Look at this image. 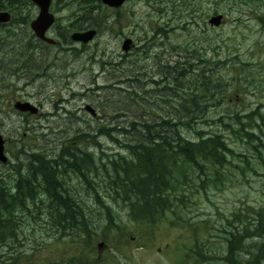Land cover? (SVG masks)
<instances>
[{
    "label": "rangeland",
    "instance_id": "rangeland-1",
    "mask_svg": "<svg viewBox=\"0 0 264 264\" xmlns=\"http://www.w3.org/2000/svg\"><path fill=\"white\" fill-rule=\"evenodd\" d=\"M75 11L71 6L57 16L69 17L72 24ZM216 14L222 16L221 24L209 26L207 20ZM88 17L98 27L95 37L83 46L59 41L51 47L39 46L35 54L24 43L8 41L0 46V95L7 100L2 110L11 111L15 100L39 104L37 113L28 115L26 121L12 113L5 119L10 132L7 162L1 168L5 180H14L11 167H23L24 155L57 154L62 145H77L96 157L124 154L98 129H119L129 121L165 117L171 113L168 104L180 103L179 97L204 80L220 83L208 101L221 97L220 105L209 107L192 124L193 131L222 134L229 147L243 154L257 171L260 164L253 159L257 154L245 150L232 116H243L258 106L262 122L242 120L245 126H258L264 141V0H127L120 8L101 7ZM65 22L57 24L67 26ZM49 37L57 41L54 35ZM124 39L131 41L126 52L121 50ZM183 72V77L177 76ZM174 77L180 85L171 82ZM249 77L251 85L247 84ZM85 106L93 110L94 117L84 111ZM219 117L231 129L216 123ZM193 131L185 130L183 135L192 138ZM80 134L93 136V140ZM110 135L119 142L125 140L118 130ZM236 160L234 165L242 171L222 170L218 176L222 184L214 182L205 192L193 190L189 195L186 189L185 201H193L184 205L187 212L182 207L176 215L165 213L153 222L131 220L128 206L113 203L100 183L96 184L98 195L108 209H101L90 193L80 191L81 199L75 198L87 210L88 234L66 231L57 237L48 225L35 218L29 223L27 216L22 217L20 229L33 227L35 233L28 237L25 231L21 237V241L27 239L18 249L22 254L16 263L223 264L227 237L223 231L231 230L228 224L233 215L247 222L264 204V171L253 174ZM76 182L72 179L68 186ZM192 183L198 184L196 179ZM193 243L205 255L200 260L189 252ZM6 252L12 250L6 248Z\"/></svg>",
    "mask_w": 264,
    "mask_h": 264
},
{
    "label": "trees",
    "instance_id": "trees-1",
    "mask_svg": "<svg viewBox=\"0 0 264 264\" xmlns=\"http://www.w3.org/2000/svg\"><path fill=\"white\" fill-rule=\"evenodd\" d=\"M87 18L88 14L82 13L78 23L71 24L70 30L78 31L84 24L96 29L98 26ZM177 76L183 77L184 72ZM249 78L247 84L251 85L252 78ZM177 81L174 77L171 82L175 86L180 85ZM213 81L216 82V79ZM219 84L202 81L190 93L179 97L180 103L168 104L171 113L165 117L156 115L150 119L153 121H129L119 129H98L101 136L118 144L117 150L125 152L122 155L98 154L96 157L93 152L77 145H62L57 154L48 156L40 152L24 155L23 167H11L13 181L0 178V264H17V256L22 254L18 249L27 239L21 241V237L24 238L25 231L29 233L28 237L35 233L33 227L20 229L22 217L27 216L29 223H34L30 218H35L48 225V230L57 237L63 236L66 231L88 234L89 219L84 216L87 210L83 208V201L75 198L81 199L80 191L90 193L101 209H108L99 198L98 183L103 185L113 203L128 206L127 214L131 220L153 222L165 216V213L176 215V210L182 207L187 212L184 205L193 201H185L186 189L190 191L189 195L193 190L205 192L206 188L214 186V182H220L218 176L222 175V170L232 167L242 171L238 165H234V159L253 174L264 171V141L259 136L260 128L256 125L245 126L242 120L262 122L258 106L243 116L238 113L232 116L233 124L239 127L236 134L245 142V150L257 154L253 158L260 164L257 171L243 154H236L229 147L222 134L193 131L192 124L202 118L209 107L220 105L221 97L216 102H208L213 99L210 92H217ZM172 89L167 87L168 91ZM207 96L208 99L203 100ZM216 123L231 129L222 121V117ZM189 129L194 133L192 138L183 135V131ZM116 130L125 138L123 142L110 135ZM80 135L93 140V136L88 134ZM72 179H76V186H68V181ZM195 179L198 184L192 183ZM43 210L47 214L45 218ZM252 214L253 217L247 222L242 220L241 215H233L228 224L231 230L223 231L227 234L221 253L224 256L223 264H264V204ZM105 215L110 217L108 210ZM235 223L236 226L233 225ZM6 248L12 252H6ZM189 252H192L195 260L205 256L194 243ZM70 264L75 263L71 261Z\"/></svg>",
    "mask_w": 264,
    "mask_h": 264
},
{
    "label": "flooded vegetation",
    "instance_id": "flooded-vegetation-1",
    "mask_svg": "<svg viewBox=\"0 0 264 264\" xmlns=\"http://www.w3.org/2000/svg\"><path fill=\"white\" fill-rule=\"evenodd\" d=\"M71 6H73L76 10L72 18V24L78 23V17L81 16L82 13L89 14L91 12H96L101 7L113 9V8H109L103 5L100 0H49L47 11L50 15H52L53 22L49 27H47L43 35L46 38H50L49 37L50 35H54L57 41L50 38L53 41V44H48L42 41L41 39H39L37 34L30 27L31 23L33 21H36L38 14H39V7L33 0H0V12H3L8 15L7 21L0 22V46L3 45L4 42H8V41L10 43H24L30 49L29 50L30 53L35 54L37 52L38 47L41 45L45 47H51V46L58 44L59 41L63 43L72 42L69 37L72 32H82V31H86L89 29H94L96 31L95 28H90L88 24L82 26L81 29L78 31H71L70 30L71 21H69V17H63L62 19H60V17L57 16L58 13H61L63 10ZM87 19L89 20V17ZM64 20H66L67 26L57 24L58 22L64 21ZM66 22L64 24H66ZM93 24L95 23L93 22ZM72 43L80 44L81 46L87 44V43L83 44L79 42H72ZM42 46L41 48H44ZM0 56H2L1 53H0ZM15 71L16 72L12 74L13 78H15L17 69H15ZM1 81H2V77L0 75V82ZM1 97L2 96L0 95V150H1L0 178L4 180L5 178L3 177H4L5 170L1 172L2 170L1 168L6 165V162H7L6 145L10 142L7 139V137L10 135V132H8L7 130L5 119L9 113H12L15 116H19L23 121H26L28 119L27 118L28 115L31 116L34 114H28L27 112H19L13 108V105L15 102H28L27 100H24V101L15 100L11 103V108H12L11 111L9 110L3 111L1 106L4 105L3 101L7 102V100L4 97H3L4 99L1 100ZM30 104L33 105L32 103ZM33 106L37 110L39 109V104H36ZM84 111L86 110L84 109ZM91 117H94V115ZM1 155H2V158L3 157L6 158L4 162L1 160Z\"/></svg>",
    "mask_w": 264,
    "mask_h": 264
},
{
    "label": "water",
    "instance_id": "water-1",
    "mask_svg": "<svg viewBox=\"0 0 264 264\" xmlns=\"http://www.w3.org/2000/svg\"><path fill=\"white\" fill-rule=\"evenodd\" d=\"M39 7V14L36 19V21H33L30 25L31 29L37 34L38 38L41 39L42 41L48 43V44H53V41L50 38L44 37L43 33L49 27L52 22L53 18L52 15L48 13V4L49 0H33ZM103 5L109 7V8H119L122 6L127 0H100ZM8 15L0 12V22H5L8 20ZM222 22V16L220 14L213 15L209 17L207 20V24L212 27H218ZM96 35L95 30L89 29L86 31L82 32H72L70 34V40L72 42H79L86 44L90 42L94 36ZM131 44V41L129 39H124L121 43V50L123 52H126ZM13 108L19 112H27L28 114H35L37 109L31 105L28 102H15L13 105ZM84 109L90 114V116L94 115L93 110L89 106H85ZM1 153V150H0ZM1 160L4 162L6 158H2L1 155ZM101 243L97 244V247H101Z\"/></svg>",
    "mask_w": 264,
    "mask_h": 264
},
{
    "label": "bare ground",
    "instance_id": "bare-ground-1",
    "mask_svg": "<svg viewBox=\"0 0 264 264\" xmlns=\"http://www.w3.org/2000/svg\"><path fill=\"white\" fill-rule=\"evenodd\" d=\"M94 30V29H93ZM96 32V31H95ZM95 37V36H94Z\"/></svg>",
    "mask_w": 264,
    "mask_h": 264
}]
</instances>
